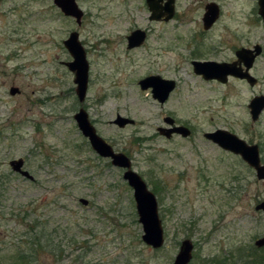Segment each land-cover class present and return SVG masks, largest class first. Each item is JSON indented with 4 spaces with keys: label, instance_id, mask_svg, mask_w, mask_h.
Instances as JSON below:
<instances>
[{
    "label": "rangeland",
    "instance_id": "374dc122",
    "mask_svg": "<svg viewBox=\"0 0 264 264\" xmlns=\"http://www.w3.org/2000/svg\"><path fill=\"white\" fill-rule=\"evenodd\" d=\"M209 1L219 4L221 15L204 30ZM78 4L85 13L81 25L53 0H0V264H11V254L28 247L33 223L53 242L36 264H173L185 238L195 243L191 264L240 263L241 250L250 251L264 235V211L255 208L264 199V180L204 133L228 129L258 144L264 163V110L253 122L248 107L264 94V54L251 70L255 86L233 77L206 80L192 60L229 61L244 38L264 46L258 0H176L169 21L150 20L146 0ZM136 28L147 30L148 39L128 49L126 36ZM72 31L89 62L84 102L65 64L73 60L64 44ZM151 73L177 82L163 104L138 84ZM12 86L21 92L12 95ZM81 106L156 194L162 248L142 240L124 168L97 154L82 134L74 117ZM118 113L134 123L118 126ZM165 116L189 126L192 135H161ZM19 157L34 180L11 168Z\"/></svg>",
    "mask_w": 264,
    "mask_h": 264
},
{
    "label": "water",
    "instance_id": "95a60500",
    "mask_svg": "<svg viewBox=\"0 0 264 264\" xmlns=\"http://www.w3.org/2000/svg\"><path fill=\"white\" fill-rule=\"evenodd\" d=\"M176 0H146L151 12V20L173 19L175 15ZM54 4L63 12L65 16L75 18L78 25H81L84 17V11L79 6L78 0H53ZM164 2V3H163ZM259 14L264 20V0H258ZM220 6L216 2H209L206 5V12L203 17L204 29H210L220 17ZM145 30L137 28L128 35V47L133 48L140 46L146 39ZM64 44L71 53L73 60L66 61L68 68L75 73L74 82L78 100L84 102L87 95L89 82V62L86 56V50L79 39V33L72 31ZM261 47L256 45V49L241 48L236 52L238 59L234 62L219 61H199L192 62L194 71L202 75L205 79H217L226 83L230 76L239 79H245L251 86L257 83V78L250 72L255 61V57L260 53ZM244 64V66H243ZM141 89L152 88L153 97L160 103H164L170 93L176 87L174 79H165L160 75L146 76L139 81ZM20 92L19 87L12 86L10 93L16 95ZM250 115L253 122L257 121L264 110V94L255 95L248 104ZM78 127L82 134L89 139L92 148L102 157L110 158L111 163L115 166L124 168L123 177L128 181L134 190V198L138 220L142 224V240L154 249H160L165 244V229L159 212V202L156 194L148 187L143 177L133 169L131 158L121 151H116L114 147L107 142L98 132L89 117L88 111L81 106L74 114ZM171 128L159 127V131L166 137H171L173 133H179L184 137L189 136L190 129L185 125H175V120L171 116L164 119ZM120 127L133 124L134 120L117 114L113 120ZM204 136L212 140L222 149L239 155L256 172L259 180H264V163L261 159L260 147L256 143H249L237 134L225 128H217L211 132H205ZM24 158H15L10 161L11 168L30 180L34 176L24 169ZM83 204H88V200L81 198ZM256 210L264 211V199L255 206ZM257 248L264 247V235L255 240ZM195 243L190 238L182 240L179 251L175 256L173 264H190L194 257Z\"/></svg>",
    "mask_w": 264,
    "mask_h": 264
},
{
    "label": "trees",
    "instance_id": "16d2710c",
    "mask_svg": "<svg viewBox=\"0 0 264 264\" xmlns=\"http://www.w3.org/2000/svg\"><path fill=\"white\" fill-rule=\"evenodd\" d=\"M235 178H239L236 174ZM2 177L0 176V183H3ZM157 187H155L156 189ZM156 192L157 189L155 190ZM33 229H35L34 238L28 243V247H18L14 254H11L10 263L11 264H36L37 256L42 251H53V242L48 239V236L44 233V230L37 231L38 224H30ZM42 229V228H40ZM264 247L257 248L253 246L250 251H243L239 253L240 263L234 261L231 264H264V253H262ZM191 264V263H190ZM204 264H230L222 261L221 259H213Z\"/></svg>",
    "mask_w": 264,
    "mask_h": 264
},
{
    "label": "flooded vegetation",
    "instance_id": "af4514ba",
    "mask_svg": "<svg viewBox=\"0 0 264 264\" xmlns=\"http://www.w3.org/2000/svg\"><path fill=\"white\" fill-rule=\"evenodd\" d=\"M209 2H213V1H209ZM208 2V3H209ZM164 3V2H163ZM208 3H206V5L208 4ZM147 4V3H146ZM175 4H176V1H175ZM218 4V3H217ZM206 5H205V11H204V14H205V12H206ZM148 6V5H147ZM258 6H259V4H258ZM150 11V10H149ZM220 11H221V7H220ZM175 13H176V5H175ZM258 13H259V8H258ZM150 14H151V12H150ZM204 14H203V17H204ZM84 15H85V13H84ZM220 15H221V12H220ZM260 15V14H259ZM175 16V15H174ZM203 17H202V22H203ZM260 17H261V19H262V21L264 22V20H263V18H262V16L260 15ZM149 19H150V15H149ZM219 19V18H218ZM217 19V20H218ZM151 20V19H150ZM155 21V20H154ZM159 21H166V20H164V19H162V20H159ZM217 22V21H216ZM215 22V23H216ZM214 23V24H215ZM213 24V25H214ZM213 25H212V27H213ZM211 27V28H212ZM203 28H204V26H203ZM210 28V29H211ZM137 29V28H136ZM141 29V28H140ZM210 29H207V30H210ZM133 30H135V29H133ZM132 30V31H133ZM144 30V29H143ZM204 30H206V29H204ZM131 31V32H132ZM146 31V33H147V36H146V39H145V41L140 45V46H137V47H133V48H139V47H141L145 42H146V40L148 39V31L147 30H145ZM130 32V33H131ZM129 33V34H130ZM128 34V35H129ZM128 35L126 36V38L128 37ZM242 44H240L239 46H235L234 47V55H235V57L234 58H232V59H230L229 61H226V62H234V61H236L237 59H238V57H237V55H236V52L239 50V49H241V48H246V49H253V50H255L256 49V45H259L260 47H261V51H260V53L255 57V61H254V63H253V66L251 67V69H250V72L252 73V69H253V67H254V65L256 64V62H257V60L264 54V46L263 45H261L260 43H258V42H252L251 40H250V38H244L243 40H242ZM127 47H128V38H127ZM133 48H129L128 47V49H133ZM194 60H199V59H193L192 60V62L194 61ZM199 61H213V60H199ZM215 61V60H214ZM221 62H223V61H221ZM193 65V64H192ZM243 66H244V64H243ZM193 69H194V66H193ZM253 74V73H252ZM150 75H160L159 73H151V74H149V75H146V76H150ZM200 75V74H199ZM254 75V74H253ZM146 76H144V77H146ZM161 76V75H160ZM202 76V75H201ZM255 76V75H254ZM144 77H142V78H144ZM162 78H165V77H163V76H161ZM203 77V76H202ZM230 77H233V76H230ZM230 77H229V79H230ZM256 77V76H255ZM141 78V79H142ZM204 78V77H203ZM233 78H237V77H233ZM257 78V77H256ZM165 79H170V78H165ZM205 79V78H204ZM237 79H239V78H237ZM207 80V79H206ZM209 80H213V79H209ZM215 80H217V79H215ZM240 80H243V81H245V82H247L248 83V81L247 80H245V79H240ZM140 81V80H139ZM229 81V80H228ZM257 83H258V78H257ZM256 83V84H257ZM139 84V83H138ZM249 84V83H248ZM255 84V85H256ZM250 85V84H249ZM254 85V86H255ZM176 86H177V82H176ZM176 88V87H175ZM20 89V88H19ZM149 89V88H148ZM150 89H151V92H152V88L150 87ZM20 92H21V90H20ZM19 92V93H20ZM173 92V91H172ZM171 92V93H172ZM19 93H17V94H19ZM171 93H170V95H171ZM152 95H153V93H152ZM170 95H169V97H170ZM258 95H260V94H258ZM169 97H168V99H169ZM167 99V100H168ZM166 100V101H167ZM165 101V102H166ZM164 102V103H165ZM163 104V103H162ZM249 107V106H248ZM165 117H167V116H165ZM165 117H164V119H165ZM173 118V117H172ZM175 120V119H174ZM164 122L167 124L166 126H159V127H167V128H171L170 127V125L164 120ZM175 125H185V124H180V123H177L176 122V120H175V123H174ZM185 126H187V125H185ZM96 127V126H95ZM158 127V128H159ZM189 129H190V134H189V136H187V137H190L191 135H192V129L189 127V126H187ZM97 129V128H96ZM158 131H159V129H158ZM211 131H213V130H211ZM211 131H206V132H211ZM98 132V131H97ZM159 133H160V131H159ZM161 134V133H160ZM161 135H163V134H161ZM174 135H179V136H182L181 134H179V133H173L172 135H171V137H173ZM164 136V135H163ZM166 137V136H165ZM171 137H169V138H171ZM182 137H184V136H182ZM205 137V136H204ZM168 138V137H167ZM184 138H186V137H184ZM206 138V137H205ZM209 140V139H208ZM88 141H89V139H88ZM211 142H213L212 140H210ZM248 142V141H247ZM260 147V146H259ZM261 153V152H260ZM20 158V157H19ZM22 158H24V157H22ZM15 159V158H14ZM262 159V158H261ZM24 161H25V158H24ZM25 163H26V161H25ZM25 163H24V169H26L25 168ZM30 172V171H29ZM89 202V201H88Z\"/></svg>",
    "mask_w": 264,
    "mask_h": 264
}]
</instances>
